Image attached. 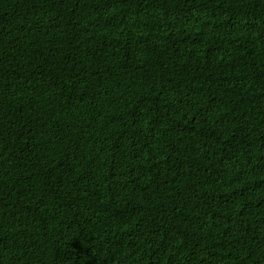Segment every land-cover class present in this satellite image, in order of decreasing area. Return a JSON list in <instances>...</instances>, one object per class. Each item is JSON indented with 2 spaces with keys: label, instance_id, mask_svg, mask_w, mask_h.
I'll return each instance as SVG.
<instances>
[{
  "label": "trees",
  "instance_id": "trees-1",
  "mask_svg": "<svg viewBox=\"0 0 264 264\" xmlns=\"http://www.w3.org/2000/svg\"><path fill=\"white\" fill-rule=\"evenodd\" d=\"M0 264H264V0H0Z\"/></svg>",
  "mask_w": 264,
  "mask_h": 264
}]
</instances>
